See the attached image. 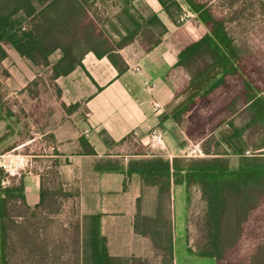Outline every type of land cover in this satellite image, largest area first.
Wrapping results in <instances>:
<instances>
[{
    "label": "trees",
    "instance_id": "16d2710c",
    "mask_svg": "<svg viewBox=\"0 0 264 264\" xmlns=\"http://www.w3.org/2000/svg\"><path fill=\"white\" fill-rule=\"evenodd\" d=\"M133 1L0 0V60L8 57L6 48H12L33 65L50 69L55 83L82 67L85 56L93 53L99 59L107 57L121 75L128 69L121 49L138 40L149 52L168 34L157 15L146 18ZM158 1L182 27L166 44L177 58L175 68L182 72L174 101L185 99L163 114L161 123L176 124L188 141L200 145L202 155L141 158L131 160L126 170L112 164L98 169L138 175L145 185L158 187L156 216L142 217V227L136 223V230L163 251L164 264L173 263L171 217L164 215L173 184L184 185L187 193L199 186L206 204L199 226L201 242L197 251L188 243V254L215 259L216 264H264V32L257 35L262 48L255 51L236 38L233 19L215 14L208 2L182 0L197 16L180 22L184 10L179 0ZM96 6L104 11L97 14ZM58 51L60 57L52 62ZM8 180L2 185L0 168V264H15L21 249V262L32 264H149L110 257L100 215L77 219L67 258L46 254L44 241L36 235L38 227L18 224L12 215L17 204L25 211L32 209L23 180ZM43 181L41 201L34 209L46 203Z\"/></svg>",
    "mask_w": 264,
    "mask_h": 264
},
{
    "label": "crops",
    "instance_id": "0c3cea01",
    "mask_svg": "<svg viewBox=\"0 0 264 264\" xmlns=\"http://www.w3.org/2000/svg\"><path fill=\"white\" fill-rule=\"evenodd\" d=\"M179 1L184 10L180 22L197 16ZM215 1H207V5L216 14ZM133 5L146 18L157 15L168 34L149 52L138 40L121 49L119 53L128 66L121 75L107 57L99 59L89 53L82 67L55 81L59 91V120L48 127L50 145L55 146V152L49 150L50 156L46 157L56 159L59 173L67 179L66 186L76 191L80 217L101 216V234L106 238L110 257L164 264L163 251L150 236L136 230V223L142 227L145 220L142 217L156 216L158 187L145 185L138 175L127 177L119 171L98 169V165L106 164L126 170L131 160L141 158L172 160L180 147L178 144L188 141L176 124L161 123L162 115L176 102L174 96L182 77V72L175 68L177 58L166 40L182 27L174 23L158 0H134ZM6 52L8 57L2 62L12 60L18 66L25 60L12 48H6ZM173 68L175 72L170 74ZM9 72L16 76L13 70ZM21 77H17L16 85H23ZM75 105L78 107L71 109ZM154 131L161 133L162 143L153 138ZM82 140H86L85 146ZM132 146L137 150L129 151ZM23 182L27 204L34 209L41 201V175H32L30 183ZM177 186L184 185L173 184L171 190L172 264H216L215 259L188 254L187 218L182 213L178 217L173 205ZM166 244L164 238L162 245Z\"/></svg>",
    "mask_w": 264,
    "mask_h": 264
},
{
    "label": "rangeland",
    "instance_id": "374dc122",
    "mask_svg": "<svg viewBox=\"0 0 264 264\" xmlns=\"http://www.w3.org/2000/svg\"><path fill=\"white\" fill-rule=\"evenodd\" d=\"M201 1L206 3L210 0ZM215 5L218 12L225 13V19H233L232 31L239 42L247 43L255 51L262 48L260 41H257V35L264 32V0H216ZM96 7L94 10L97 14L104 11L102 6H99V9ZM60 55L61 52L58 51L51 57V61L55 62ZM19 65L14 66L12 60L4 62L0 60L2 185L10 183L8 177H16V182L26 180L30 183L32 175H41L47 192L45 205L39 209L25 211L17 204L12 215L18 224L26 225L31 222L38 227L36 235L44 241L46 254L53 256L57 252L62 258H67L66 254L72 249L70 239L75 232L73 227L80 217L77 208L78 196L73 188L66 186L67 179L59 173L56 159L46 157L50 154L48 127L59 120L57 112L59 106L57 92L59 91L52 80L50 69L35 66L25 60ZM27 66L31 68V72ZM10 70H13L16 76H11ZM17 77L22 78L23 85L20 83L16 85ZM184 100L180 98L168 107L167 112L171 113ZM226 129L225 127L224 130ZM191 143L178 144L180 147L175 156L196 157L192 149L194 146H199L200 149L201 147L198 143ZM136 150L134 146L129 149V151ZM233 163H236V159H233ZM173 205L178 217L182 213L184 218H187L188 243L193 250L197 251L201 242L199 226L202 224L206 210L199 186L191 187L188 193L184 186H177ZM166 208L164 215L166 218L172 217V201L170 204L167 203ZM56 248L57 251H55ZM18 252L15 264H32L21 262L20 256L23 255V250Z\"/></svg>",
    "mask_w": 264,
    "mask_h": 264
},
{
    "label": "built area",
    "instance_id": "2783aa9c",
    "mask_svg": "<svg viewBox=\"0 0 264 264\" xmlns=\"http://www.w3.org/2000/svg\"><path fill=\"white\" fill-rule=\"evenodd\" d=\"M138 72L140 71L139 68L136 69ZM146 85H148L146 83ZM153 138L158 142V143H162L163 142V138L161 136V134H159L157 131H154L153 134H152ZM49 149L50 151L54 154L55 152V146L54 145H50L49 146ZM192 153L193 155L195 156H200L202 155V151L201 149L199 148V146H194L193 149H192Z\"/></svg>",
    "mask_w": 264,
    "mask_h": 264
}]
</instances>
